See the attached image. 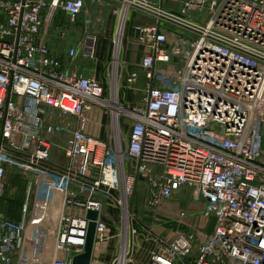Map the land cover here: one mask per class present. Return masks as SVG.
<instances>
[{"label": "built area", "instance_id": "2783aa9c", "mask_svg": "<svg viewBox=\"0 0 264 264\" xmlns=\"http://www.w3.org/2000/svg\"><path fill=\"white\" fill-rule=\"evenodd\" d=\"M160 1H90L117 16V31L128 12L151 21L133 28L139 59L126 77L110 75L106 96L95 76L65 71V58L41 40L59 12L70 23L83 15L86 32V0H0V199L8 172L27 181L20 219L0 208V264H72L89 211L98 214L90 264L112 254L97 247L122 242L124 223L123 264H264V0H186L177 12ZM97 42L83 44L90 60ZM119 87L141 99L121 104ZM94 109L109 117L107 139L88 132ZM55 148L63 161L52 159ZM139 182L146 211L172 214L184 192L202 205L200 217L188 232L150 230L135 242ZM112 210L123 225L109 235ZM121 248L109 264L119 263Z\"/></svg>", "mask_w": 264, "mask_h": 264}, {"label": "rangeland", "instance_id": "374dc122", "mask_svg": "<svg viewBox=\"0 0 264 264\" xmlns=\"http://www.w3.org/2000/svg\"><path fill=\"white\" fill-rule=\"evenodd\" d=\"M87 11L89 12L88 17L91 19L92 23L88 25L87 28H85L86 34H83L82 37L88 39L89 37L95 36L97 40H100V42H104V43L111 42L112 40H114L117 34L116 29H117L118 18L114 19L110 15V12L107 9L103 10L102 13H98V12L96 13L95 7L91 5V3L87 5ZM132 13L136 14L135 12ZM126 17L123 28V40L120 47L122 51L128 49V47H130V50L134 48V44H132V39H131L132 34H128V33L126 34V29H125ZM110 23L114 25L111 26ZM57 24L61 25L60 28H62V25L70 24V21L68 18H65V20L64 19L62 20V22L57 21ZM76 24L78 25L79 29L80 27L83 28L84 26L83 15H81V17H78L76 19ZM138 48L139 47H137V49ZM110 58H111V54H110ZM79 65H81V63ZM84 66L87 68H92L94 65L91 64V62H89L86 63ZM118 67L120 68L121 65ZM105 120L107 122V118H105ZM124 130H125L124 132L127 133L126 131L127 128H125ZM62 145H63L62 141L59 140L55 141L56 147L59 148L62 147ZM58 151L59 150L57 148L53 150L52 159L54 161H60L62 158ZM26 183L27 181H25L17 171L12 173L8 172L5 176L4 194L3 197L0 199V208L5 214V216L12 220H15L17 217L19 218L20 216L21 206L25 200ZM49 195L53 196L52 194ZM143 199H144L143 185L139 182L136 187V195L134 200L135 212L133 217L134 219L133 226L135 229H137L138 232V236L135 237V242L138 243L144 240L147 231L150 230H153L161 235H166L168 237H174L177 232L178 233L188 232L189 230L188 226L190 225V223L193 221L194 218L198 219L200 217V213L202 211V205L200 203L193 201L190 194H184V192L174 197V199L171 201L170 203L171 205L169 208L172 210V214H162V211H154L153 213L146 211L143 206ZM31 215L33 216L32 213ZM122 221L123 218L121 212L112 210L111 216L109 217L108 220L109 235H114L117 232L118 233L121 232L123 225ZM211 225H212L211 220L207 222L202 221L200 233L204 235L209 234L211 230ZM31 230L33 232V226H31ZM28 238L29 237L26 235L23 241V245L25 249L26 247L29 246L27 244L29 242ZM120 239L112 240V241L109 240L106 244L96 248L98 251L102 250L104 252L105 248H107L106 246H108L107 250L112 251V254L104 253L99 264L100 263L109 264L110 260L114 256H116L122 244V242L120 243ZM141 252L142 255L144 256L145 253L143 251Z\"/></svg>", "mask_w": 264, "mask_h": 264}, {"label": "crops", "instance_id": "0c3cea01", "mask_svg": "<svg viewBox=\"0 0 264 264\" xmlns=\"http://www.w3.org/2000/svg\"><path fill=\"white\" fill-rule=\"evenodd\" d=\"M91 0H86V6L90 3ZM186 0H161L160 5L163 9L170 11V12H177L183 5V3ZM103 3L105 1H102ZM106 3V2H105ZM95 12L102 13L103 10H105V6L96 4L94 5ZM118 8V6H115ZM81 17V16H79ZM114 19L117 18V16H112ZM193 17V14H192ZM65 18H68L64 13H57L54 20L52 21L51 27H44L42 32L45 30V34H42L41 40L47 44L50 48V51L52 53V56L60 59L61 61L65 58V71H75L78 74H81L83 76H95L102 84L105 90V95L109 96L111 92V78L110 75L114 72V68L116 70L118 69L119 73H121L122 70V77H126L132 68L134 67L135 63L139 59V48L137 49L138 44L134 41V30L133 28L135 25L138 24H146L151 22L150 18L144 15L134 14L132 12H128L125 22V29L126 34H132V44H134V48L130 50V47L128 49H125L122 51L120 48V51H118V55L116 57V49L114 47L113 40L111 42H100L98 40L97 42V58L96 60H90L88 59L86 55V49L84 48L83 44L87 39L83 38L82 35L86 34L83 31V28H78V25L75 23L70 24H64L62 25V28H65V39L61 40L57 37L58 30L62 29L60 28L61 25L57 24L58 22H62V20ZM111 26H113L110 23ZM117 27H118V20H117ZM78 28V29H77ZM117 30V29H116ZM83 38V40H82ZM105 40V39H104ZM106 41V40H105ZM122 44V42H121ZM120 44V47H121ZM137 46V47H136ZM71 49H77V55L74 60H68V54ZM130 50V51H129ZM111 54V58H110ZM91 62L94 66L92 68H87L84 65L86 63ZM81 63V65H79ZM116 64V67H115ZM121 67L119 68L118 66ZM122 84V82H121ZM143 82L140 81L137 85V88L139 90L142 89ZM118 99L121 104H128L132 105L136 102H138L141 99V92H134V91H128L123 88H118ZM107 118V122L105 120ZM109 124V117L103 112V110L100 109H94L92 113L89 114V124H88V132H91L92 134H95L99 136L101 139H107L108 138V130L106 129L107 125ZM125 130H122V136L126 138L127 133L124 132ZM128 132V130H126ZM63 161V158L59 162ZM17 217L15 220H19Z\"/></svg>", "mask_w": 264, "mask_h": 264}, {"label": "water", "instance_id": "95a60500", "mask_svg": "<svg viewBox=\"0 0 264 264\" xmlns=\"http://www.w3.org/2000/svg\"><path fill=\"white\" fill-rule=\"evenodd\" d=\"M97 212L89 211L87 213V219L89 220L86 234V241L83 248V253L73 257L72 264H90L91 256L95 244V220L97 219ZM128 254L127 257L131 255L132 251V239L128 242Z\"/></svg>", "mask_w": 264, "mask_h": 264}, {"label": "bare ground", "instance_id": "6f19581e", "mask_svg": "<svg viewBox=\"0 0 264 264\" xmlns=\"http://www.w3.org/2000/svg\"><path fill=\"white\" fill-rule=\"evenodd\" d=\"M125 15H122V18H121V23H120V26H119V29L117 31V34H116V44H117V47H116V57L118 55V51H119V48H120V44L123 40V34H122V31H123V28H124V21H125ZM115 67H116V64H115ZM116 72V68H114V74ZM116 117V116H115ZM116 119V118H115ZM127 224L124 223V228H123V240H122V253H121V258L119 259V263L118 264H123V260L125 258V255L127 253L126 251V243H127Z\"/></svg>", "mask_w": 264, "mask_h": 264}]
</instances>
